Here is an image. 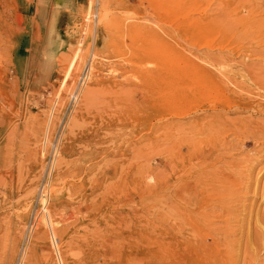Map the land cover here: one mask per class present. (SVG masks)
<instances>
[{"label":"rangeland","instance_id":"obj_1","mask_svg":"<svg viewBox=\"0 0 264 264\" xmlns=\"http://www.w3.org/2000/svg\"><path fill=\"white\" fill-rule=\"evenodd\" d=\"M220 1L79 0L60 31L55 0H0V264H209L193 222L260 215L264 61L252 2Z\"/></svg>","mask_w":264,"mask_h":264},{"label":"bare ground","instance_id":"obj_2","mask_svg":"<svg viewBox=\"0 0 264 264\" xmlns=\"http://www.w3.org/2000/svg\"><path fill=\"white\" fill-rule=\"evenodd\" d=\"M235 2H240V3H242L241 5L245 8L246 6H244L245 4H243V3H248V4H250L251 2V4H253V5H248V7H253L252 8V10L250 11V15H251V20L253 21V22H251L253 25H252V27H254V28H252L253 30V32H254V29H255V31L257 32V34L258 35H256V33H255V35L256 36H253L254 38H251V47L252 48H254V50H251L250 51V58L251 59H253V60H256V62L259 60V61H264V57H263V54L260 52V49L262 48V45L264 44V37L263 36H261L260 37V35L262 34L261 32L262 31H264V24H263V26H262V23L261 22H264V9H262V7L264 6V0H221L220 1V4L218 3V5H219V8H220V10H221V12L223 11V10H230L231 9V7L233 8V7H235V6H233V4L235 3ZM239 5V4H238ZM238 8V7H237ZM239 8H241V7H239ZM251 9V8H250ZM237 10V9H236ZM243 10V9H242ZM194 11V10H193ZM230 11H232V10H230ZM245 11V10H244ZM247 16V15H246ZM250 17V16H249ZM248 18V17H247ZM261 33V34H260ZM251 35H253V34H251ZM264 35V34H263ZM262 37H263V39H262ZM205 46H207L206 48H209V49H211V47H212V45L210 46L209 44L208 45H205ZM250 46V45H249ZM201 47V46H200ZM202 47H203V45H202ZM212 49H213V47H212ZM233 61V60H232ZM235 62V61H234ZM237 62V61H236ZM256 62H254V66H253V68H255V70H256V68H257V66H258V64L256 63ZM238 63V62H237ZM264 63V62H263ZM262 62H260V66H258L259 68H258V70H260V67L261 66H263L264 64H263ZM239 64V63H238ZM256 64H257V66H256ZM263 64V65H262ZM240 65V64H239ZM252 65H253V63H252ZM251 65V66H252ZM252 68V69H253ZM264 71V68L262 69V67H261V70L260 71ZM259 72V71H258ZM255 73H257V71L255 72ZM263 73V75H264V72H262ZM261 73V74H262ZM260 74V73H259ZM257 75V74H256ZM258 76H260V77H262V75H258ZM257 77V76H256ZM255 77V78H256ZM264 78V77H263ZM259 79V77H257V80ZM255 82V81H254ZM259 83V82H258ZM255 84V83H254ZM257 84V83H256ZM255 84V85H256ZM259 85V84H258ZM80 89V88H79ZM78 90V89H77ZM75 93V92H74ZM79 93V92H78ZM78 93H76V94H78ZM82 95V94H81ZM192 104V103H191ZM196 104V103H195ZM209 105H211V104H209ZM224 105V104H223ZM258 106V108H260V106H262V107H264V103L263 102H260L259 104H257ZM189 106H190V104H189ZM188 106V107H189ZM192 106H194V104L192 105ZM198 106H199V104H198ZM215 106V105H214ZM211 107V106H210ZM209 107V108H210ZM228 107H229V104H228V106H227V109H228ZM254 107V106H253ZM256 107V109H258ZM193 108V107H192ZM247 108V107H246ZM255 108V107H254ZM198 109V108H197ZM224 109V108H223ZM244 109V108H243ZM250 109H252V108H250ZM249 110V109H248ZM254 110V109H253ZM252 110V111H253ZM262 111V114H263V112H264V109L262 108L261 109ZM184 112H186L187 110H183ZM225 111V110H224ZM257 111H260L259 109L257 110ZM184 112H177L176 114V117H183L184 115H183V113ZM189 112V111H188ZM196 112V111H195ZM253 121V120H252ZM264 121V120H263ZM254 122H256V121H253V123ZM172 123V122H171ZM175 123V122H174ZM176 123H178V121H176ZM260 123H264V122H260ZM259 123V124H260ZM173 124V123H172ZM179 124H181V123H179ZM184 124V123H183ZM182 124V125H183ZM256 124H257V122H256ZM255 123H254V125H256ZM171 125V124H170ZM175 125V124H174ZM174 125H172V126H169L168 125V129H170V130H174ZM178 125V124H177ZM176 126V125H175ZM176 127H178V126H176ZM187 130H188V126H187ZM187 130H185V131H187ZM255 130V129H254ZM181 132H183V131H181ZM189 132V131H188ZM256 132H260V133H263L264 134V125H260V126H258V128H257V131ZM186 133V132H185ZM190 133V132H189ZM175 134V133H174ZM187 134V133H186ZM185 134V135H186ZM219 134V133H218ZM217 134V137L219 136ZM253 134V133H252ZM252 134L250 135V136H252ZM257 134H259V133H257ZM253 135L254 137V139L253 140H256V141H258L257 140V137L259 136V135ZM214 135H215V133H214ZM189 136H190V134H189ZM223 136V135H222ZM221 136V137H222ZM226 136V135H225ZM261 136V135H260ZM259 136V137H260ZM263 136V135H262ZM180 137V136H179ZM183 137V136H182ZM187 137H188V135H187ZM215 137V136H214ZM220 137V138H221ZM224 137V136H223ZM222 137V138H223ZM186 139V138H185ZM188 139V138H187ZM187 139H186V141H187ZM217 140L219 139V138H216ZM225 138H223V140H224ZM249 139V138H248ZM247 139V140H248ZM252 139V138H251ZM259 139V138H258ZM177 140H179V138L177 139ZM183 142H184V140L183 139H181ZM226 140H228V139H226ZM182 141H181V143H182ZM173 142H175V139H174V141ZM191 142L193 143V141L191 140ZM190 142V143H191ZM220 143H221V141H220ZM223 143V145H225L224 147H228V146H230L229 144V142H227V141H225V142H222ZM221 143V144H222ZM183 144V143H182ZM227 144V145H226ZM254 144V143H253ZM256 144V143H255ZM194 145V144H193ZM192 145V146H193ZM218 145H220L219 144V142H218ZM222 146V145H221ZM232 146V145H231ZM59 147V146H58ZM233 147H234V145H233ZM233 147H232V150H233ZM181 148V147H180ZM179 148V146L178 145H174V148H171V150H175V153H174V157H175V159H177L176 161H178V159H180L181 157H182V155H181V153H180V149ZM184 148V147H183ZM151 149V148H150ZM185 149V148H184ZM194 149V146L192 147V150ZM236 148L234 147V150H235ZM191 150V151H192ZM227 150V149H226ZM234 150H233V152H234ZM186 151V150H185ZM228 152H229V149H228ZM230 152H232L231 151V147H230ZM186 153V152H185ZM225 154L227 153V152H224ZM179 154V155H178ZM183 154V153H182ZM189 155V154H188ZM219 155V154H218ZM221 156V155H220ZM226 156V155H225ZM225 156H223V157H225ZM137 157V156H136ZM146 160V159H145ZM181 160V159H180ZM229 160H230V158H229ZM229 160H228V162L227 163H230L231 162V160H230V162H229ZM221 162V161H220ZM219 162V163H220ZM226 162H223V163H225V165H227L226 164ZM260 162V161H259ZM222 163V162H221ZM222 165H224V164H222ZM232 165V164H231ZM227 166H230L229 164L227 165ZM233 166V165H232ZM250 169V168H249ZM241 171V170H240ZM229 173V172H228ZM230 174V173H229ZM252 174V173H251ZM251 174H250V176H251ZM242 175V173L240 172V176ZM248 178H250L249 176H248ZM247 178V179H248ZM195 179V178H194ZM193 179V180H194ZM228 178H226L225 180L228 182L229 180H227ZM231 179V178H230ZM234 179V178H233ZM232 179V180H233ZM236 179V178H235ZM243 179V178H242ZM244 179H246V178H244ZM156 180H159V179H156ZM189 180V179H188ZM198 180H200V178L198 179ZM220 184L221 183H224V184H226L227 185V183H226V181H224V180H222V179H216ZM249 180V179H248ZM248 180H246V181H248ZM253 180H255V179H253ZM256 181V180H255ZM157 182H160V180L159 181H157ZM233 182V181H232ZM246 183V182H245ZM250 183H255L254 181L253 182H250ZM250 183H249V185H250ZM159 184V183H158ZM194 184V183H193ZM248 184V183H247ZM174 185V184H173ZM176 186H175V188H174V190H176L177 189V191L176 192H174L173 191V198H174V200L176 201L175 202V204H178L181 200H185L184 199V197H186L185 196V190H187V187H190L189 186V182L185 179V180H179L178 181V183L177 184H175ZM246 185V184H245ZM244 186V185H243ZM246 187V186H245ZM248 187V186H247ZM246 187V188H247ZM243 188V187H242ZM250 188V187H249ZM244 189V188H243ZM251 189V188H250ZM254 189V188H253ZM252 189V190H253ZM258 189V188H257ZM256 189V190H257ZM245 190V189H244ZM179 191V192H178ZM247 191V190H246ZM180 192H182L183 194H182V196H180ZM252 192V191H251ZM253 192H254V190H253ZM262 192H263V190H262ZM243 193V192H242ZM248 193V192H247ZM250 193V192H249ZM246 194V193H245ZM262 195V198H264V195H263V193L261 194ZM253 196V195H252ZM240 197V196H239ZM259 197H260V194H259ZM242 199H243V197H241ZM197 199V198H196ZM261 199V198H260ZM210 200H212V199H210ZM236 200V199H235ZM239 200V199H238ZM256 200V199H255ZM216 201V200H215ZM219 200H217V202H218ZM242 201V200H241ZM247 201V200H246ZM185 201H183L182 203H180V204H182V206L181 207H183V205H184V207L186 208V209H188L187 208V206L189 207V205H187V203L185 202ZM188 202V201H187ZM203 202V201H202ZM204 202H206V200L204 201ZM211 202H213V201H211ZM225 202V203H224ZM232 201H229V200H226V201H222V202H220L219 203V205L217 206V209H218V207H220L219 209H221V213H222V211H224V210H226L225 212H228L227 210H229V209H231V207L232 208H236V207H233L232 205H231V207H229V205H228V203L230 204ZM235 202V201H234ZM243 202V201H242ZM241 202V203H242ZM264 202V201H263ZM209 203V202H208ZM206 204V205H209V204ZM236 203H239L240 204V202H236ZM256 203V202H255ZM210 204H212V203H210ZM254 204V203H253ZM213 205V207H214V204H212ZM216 205V204H215ZM211 206V205H210ZM239 206V205H238ZM251 206V205H250ZM249 206V207H250ZM254 206V205H253ZM203 207H205V206H203ZM212 207V206H211ZM245 207H246V205H245ZM178 208V207H177ZM208 207L206 206V210H208L207 209ZM215 208V207H214ZM201 209H203V208H201ZM200 209V210H201ZM211 209H213V208H211ZM210 209V210H211ZM218 209V210H219ZM238 208H236V210H237ZM246 209V208H245ZM244 209V210H245ZM247 209H249L248 207H247ZM259 209H264V208H259ZM232 210V209H231ZM198 211H199V209H198ZM212 211V210H211ZM217 211V210H216ZM220 211V210H219ZM242 211V210H241ZM246 211V210H245ZM256 211V210H255ZM264 210H261V212H263ZM185 212H187V210H185ZM203 212V211H202ZM208 213H209V211H207ZM206 212V213H207ZM218 212V211H217ZM232 212H233V210H232ZM234 212H235V210H234ZM233 212V213H234ZM249 212V213H248ZM248 212L246 213L247 214V216H244V215H242L241 216V218L242 219H239V223L238 224H233V225H231L232 223H231V220H230V217H231V214H230V217H229V219H225V220H223L224 219V217H223V219H221L222 218V215H221V213H220V216H218L219 217V220H216L214 217V219L218 222V224L216 223V221H214L213 219H211L212 218V215H213V213H214V211H213V213H212V215L211 216H209V214L207 215V216H204L203 218H201L199 221H197V222H193V225H191L192 226V232H194L198 237H200L199 236V234L201 235V236H204V238H210V242L209 243H207L206 241L203 243V245H202V248H201V252H202V254L203 255H208V256H211L212 257V255H213V257H214V260L215 261H213V263H211V262H209L211 259H207V256H206V259H207V263L209 262V264H257L259 261V259L262 257H260V258H258L259 257V255H260V252H263V250H264V213L262 214L261 212H260V210H259V214L260 215H256L255 213V217L253 216L252 217V211H249L248 210ZM198 213V212H197ZM230 213H231V211H230ZM238 213H240L241 214V212H238ZM237 213V214H238ZM203 214H205V212L203 213ZM216 214V213H215ZM219 213H217V215H218ZM236 214V213H235ZM234 214V215H235ZM216 215V216H217ZM233 215V214H232ZM182 215H180L179 216V212L177 213V214H175V222H177L178 220H180L181 219V221H182V223H188V218L187 217H185V216H183V217H181ZM202 216V214H201V212H199V214H198V217H201ZM214 216V215H213ZM236 216V215H235ZM38 217V216H37ZM217 217V218H218ZM228 217V216H227ZM234 216H232V218H233ZM226 218V217H225ZM190 220V219H189ZM191 221H194V218L191 220ZM235 221V220H234ZM233 221V222H234ZM253 222V224H255V230L253 229V231H252V229H251V227L250 226H252V225H248V224H250V223H252ZM224 223V224H223ZM237 223V222H236ZM179 224V223H178ZM179 225H182V224H179ZM178 226V225H177ZM254 226V225H253ZM183 227H184V224H183ZM37 228V227H36ZM181 228V227H180ZM253 228V227H252ZM33 233V232H32ZM52 233V232H51ZM194 233H193V235H194ZM202 233V234H201ZM181 234V233H180ZM188 235V234H187ZM51 236V235H50ZM38 237V236H37ZM52 237H53V235H52ZM193 237V236H192ZM196 237V236H195ZM197 237V238H198ZM39 238V237H38ZM54 238V237H53ZM204 238H202L203 240H204ZM30 239V238H29ZM46 239V238H45ZM53 240V239H52ZM185 240V239H184ZM54 241V240H53ZM54 243H55V241H54ZM57 245H58V243H57ZM57 245H56V243H55V246L56 247H54V249L56 248L57 249ZM55 249V250H56ZM66 250V249H65ZM57 251H59V249L57 250ZM56 251V252H57ZM60 252V251H59ZM60 254V253H59ZM264 254V253H263ZM52 255V254H51ZM202 255V256H203ZM58 256V255H57ZM65 256V255H64ZM264 256V255H263ZM203 257H205V256H203ZM212 257V258H213ZM216 257V258H215ZM62 258V257H61ZM55 259V258H54ZM204 258H202L201 260H203ZM63 261V260H62ZM206 261V260H205ZM261 261V260H260ZM22 262V261H21ZM196 262V261H195ZM203 262H204V260H203ZM203 262H199V264L200 263H203ZM260 263V262H259ZM258 263V264H259ZM194 264V263H193ZM196 264H198V262H196ZM262 264V263H261Z\"/></svg>","mask_w":264,"mask_h":264},{"label":"crops","instance_id":"obj_3","mask_svg":"<svg viewBox=\"0 0 264 264\" xmlns=\"http://www.w3.org/2000/svg\"><path fill=\"white\" fill-rule=\"evenodd\" d=\"M57 2V4H59L60 6V18L56 20V24L59 28L60 31H64L65 28H67L68 23H69V19L68 17H70V13L65 9V6H70L73 5L77 2H79V0H55Z\"/></svg>","mask_w":264,"mask_h":264},{"label":"built area","instance_id":"obj_4","mask_svg":"<svg viewBox=\"0 0 264 264\" xmlns=\"http://www.w3.org/2000/svg\"><path fill=\"white\" fill-rule=\"evenodd\" d=\"M71 100H74V99H71Z\"/></svg>","mask_w":264,"mask_h":264}]
</instances>
